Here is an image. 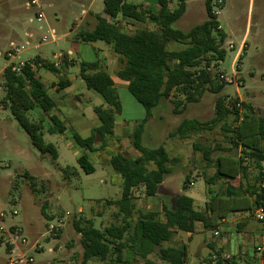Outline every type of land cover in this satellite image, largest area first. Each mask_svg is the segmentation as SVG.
Masks as SVG:
<instances>
[{"label":"rangeland","instance_id":"rangeland-1","mask_svg":"<svg viewBox=\"0 0 264 264\" xmlns=\"http://www.w3.org/2000/svg\"><path fill=\"white\" fill-rule=\"evenodd\" d=\"M31 1L0 0V102L4 95L1 74L9 65L14 66V70L19 72L22 65L35 56L44 57L51 64L58 60L63 64V56H66L67 62L69 53H72L70 56L78 63L95 61L94 54L88 52L86 47H79L77 52L71 51L76 36V33H71V29L74 24H81L83 13L92 0H36L35 4ZM128 1L143 4V0ZM209 1L212 13L226 35L223 44L226 56L222 61L213 62L210 72L215 75L216 83L224 80L218 79V75L229 79L230 82L223 81L225 85L220 92L215 94L206 92L196 103L184 104L182 97L174 93V96L162 99L151 110V118L142 136V145L149 149L163 145L170 157L176 161L172 163L171 174L159 187L156 196L147 197L140 186L132 191V202L136 212L155 211L159 213L160 219H163L162 201L172 207L174 198L183 194L193 199L196 210L202 211L211 195L208 189L213 193L224 191V181L206 184V180L213 174L214 167L205 164L202 148H210L213 159L218 155H225L235 162L242 158L240 148L230 142L233 134L225 131L224 127L234 125L233 115H228L223 121L184 140L172 135L182 119L210 121L214 117L215 102L218 98H223L227 105L237 98L239 104H252L255 111L264 116V0ZM92 2L89 10L104 15L102 0ZM205 2L206 0H185V12L175 22L174 27L187 32L204 22ZM155 5L156 0H149L145 6L150 9L159 8ZM174 5L173 1L171 6ZM40 13L43 15L42 19H38ZM89 21L94 22L92 18H89ZM25 22L29 28L26 31L29 34H36L35 39L31 40V47H28L26 38L23 37ZM120 25L126 33L145 28L152 29L148 21L138 23L120 19ZM48 28L56 31L58 38L56 42H49L51 40L48 38L47 42L43 43L42 38ZM39 42L42 44L38 49H34L32 46ZM97 45L105 47L102 42H97ZM168 48L172 50L178 46L170 43ZM16 49L19 52H16ZM239 50L240 53L236 57ZM100 65L113 79L120 114L116 116L113 135L105 139L96 137L94 143L96 151L88 153L95 169L92 174H85L77 165L76 159L85 151L75 147L70 133L75 132L82 138L90 136L92 130L99 125L93 108L106 105L98 93L87 89L78 75V66H69L65 73L67 79H72L71 87L57 91L52 87L60 77H63L61 70L55 73L37 69L35 66L33 68L47 89L48 95L55 102L52 113L69 129V133L63 136L50 135L45 132L46 130L43 131L44 141L56 148L57 167L48 155H41L31 145L28 135L11 112L0 103V213H5L3 220L0 219V226L6 229L17 226L22 229L28 241V246L23 248V251L27 257L33 259L31 264H81L82 249L80 237L73 227L74 221L81 224L91 223L97 229H103L111 224H121V216L117 214L118 208L114 202L121 196L122 179L113 172L109 160L115 153L130 157L139 155L132 146L131 136L135 127L145 117V110L128 93L124 87L126 83L116 78L117 70L122 67L120 60L114 59L112 63ZM177 100H181L184 106L178 107L180 113L174 111V101ZM37 112L31 111L27 115L31 120L44 119L46 127L47 119ZM242 165L248 168L246 178L239 172L233 184L240 183L244 187L246 183L254 181L259 170L254 162L247 159H243ZM68 167L69 171L66 169ZM186 177L188 183L192 181L193 185L187 183V189H184ZM14 210L17 215H12ZM249 214L246 213L247 216ZM136 215H133V224ZM250 216L252 218L251 214ZM251 220L256 223L253 218ZM256 224L263 226L258 222ZM195 225L199 227L187 242L185 264H206L201 261L208 253L205 244L214 237L210 229H201L197 223ZM49 226L54 229L50 230ZM34 242L42 246V249L39 251L32 249L30 246ZM2 243L0 234V264H7L8 259L15 257L18 252L14 251L9 255ZM179 243L181 242L175 236L172 242L166 244ZM251 244L245 257L252 263L254 257L260 256L253 247L258 244L264 247V240L252 238ZM96 262L98 261L92 264Z\"/></svg>","mask_w":264,"mask_h":264},{"label":"trees","instance_id":"trees-1","mask_svg":"<svg viewBox=\"0 0 264 264\" xmlns=\"http://www.w3.org/2000/svg\"><path fill=\"white\" fill-rule=\"evenodd\" d=\"M156 1L159 10L154 14L142 5L128 0H103V12L108 19L96 16L93 29L78 34L84 43L103 42L119 57L122 67L116 72V77L126 82L128 93L145 110V117L131 136L132 146L139 155L130 157L115 153L109 160L113 172L122 179L121 196L114 202L118 208L117 214L121 216V224L97 229L91 223L73 222L74 230L80 237L82 264L89 261L101 264H157L148 259L151 255L166 264H185L186 246H163L172 240L175 233H193L196 223L209 229L210 215L221 220L231 213L250 212L253 207L264 205V189L260 187V183L264 181V116L256 112L252 104H239L237 98L228 105L223 98H218L214 117L210 121L182 119L172 135L186 139L223 121L228 115L234 116V125L224 127L225 131L233 134L230 142L240 148L242 158L237 162L225 155H218L213 159L210 148L201 149L205 164L214 167L206 184L224 181V191L213 193L208 189L211 195L202 211L196 210L193 199L183 194L174 198L172 207L162 201L163 219L155 211H135L132 191L141 186L147 197L156 196L158 187L171 174V165L176 161L169 157L163 145L152 149L142 145V136L151 118V110L162 99L174 96V93L182 97L184 104L196 103L206 92L218 93L225 85L223 82L216 83L215 75L210 72L212 63L222 61L226 56L223 48L226 35L212 13L210 1L205 2V21L187 32L174 27L185 12V0ZM173 1L175 5L171 6ZM120 19L138 23L148 21L152 29L126 33L120 25ZM170 43L178 48L170 50ZM63 60L65 65L66 56H63ZM31 64L37 69L50 72L61 70L38 56L26 62L19 72L12 65L5 67L1 74L4 95L0 103L11 112L28 135L31 145L41 155H48L57 167L56 148L44 141L43 131L63 136L69 133V129L52 113L55 102ZM78 67L79 77L87 89L98 93L106 105L93 108L99 125L92 130L90 136L82 138L75 132L70 133L75 147L85 151L76 159L77 165L85 174H92L95 169L88 153L96 151V137L105 139L113 135L116 116L120 114V104L113 80L102 69L99 61L80 62ZM68 85V80H60L58 89H64ZM174 104L175 113H180L177 109L183 103L177 100ZM31 111L43 114L47 119V126L45 127L44 119L31 120L27 115ZM196 147L195 144L194 148ZM243 159L254 162L259 170L254 181L246 183L244 187L240 183L233 184L241 172L246 178L248 168L242 165ZM66 169L69 171L70 168ZM187 183L188 177L184 189ZM134 214L137 215L133 224ZM224 262L233 264L227 260ZM215 264H223V261L217 260Z\"/></svg>","mask_w":264,"mask_h":264},{"label":"crops","instance_id":"crops-1","mask_svg":"<svg viewBox=\"0 0 264 264\" xmlns=\"http://www.w3.org/2000/svg\"><path fill=\"white\" fill-rule=\"evenodd\" d=\"M92 1L89 2L87 9L83 13V18H81V21H82L81 24L80 25L74 24V26L71 29V33H76V36L74 37L73 42H72V50L71 51L77 52V51H79V47H82V46L86 47L85 49L88 52L94 54L95 61H99V63H102L104 66L107 63H112V60H114V59L119 60V57L116 54H114L112 52L111 48L108 45L104 44L103 42L102 43L104 44L105 47H103V46L100 47L97 45V42H100V41H97L95 43H84L78 37L79 32L93 29L96 16L102 17L104 19H108V16L104 12H103L104 15H98V14L89 10V8L93 4ZM102 3H103V0H102ZM148 3H149V0H143L142 7L144 9L150 10L152 13L156 14L158 12L159 8L155 7V8L150 9L149 7L145 6V5H148ZM157 5H155V6H157ZM89 18H92L94 20V22L93 21L90 22ZM30 21L31 20H29V22ZM26 30H29V28L27 27L26 22H25L23 25V32H24L25 36H23V37L26 38L25 42H26V44H28V47H31V40L35 39L36 34L35 33L29 34ZM55 32L56 31L53 28H48V30L46 31L44 36L47 37V40H48V38L51 40L49 42H56L58 38L56 37ZM52 33L54 34V36H55L54 39L56 38V40L50 38V35ZM65 35H68V34H65ZM43 43H45V42H43ZM41 44L42 43L39 42L38 44H36L32 47L34 49H38L39 45H41ZM239 53H240V50L238 51L236 57L239 55ZM70 54H72V53H69L68 58H67L69 62L67 61L65 63V65L63 64L62 66L56 67V68H61L60 72L63 75V77H60L58 82L60 80H68V82H69V85L66 88H69L72 85V79H67V77H65V73L68 71L69 66H79V63L72 56H70ZM38 57L45 60L44 57H41V56H38ZM33 58H31V60ZM119 70H117V71H119ZM105 71L107 72V70H105ZM56 72L59 73V70ZM78 75H79V70H78ZM58 82L56 83L55 86L52 87L53 90H56V91L59 90L58 89ZM118 85H121V84H118ZM124 87H126V84L124 85ZM37 113H39V112H37ZM193 135L194 134L190 135L188 138H190ZM188 138H186V139H188ZM182 140H184V139H182ZM169 157H170V155H169ZM170 158H172V157H170ZM166 178L164 179V181L161 183L160 186H162L165 183V181H167ZM188 184L193 185V182L191 181V183H188ZM159 187H158V190H159ZM199 211H201V210H199ZM246 213H249V212L231 213L227 217H225L224 219H221V220H217L213 215H210L211 227L209 229L212 231V236L214 238L212 241L206 242L205 246L208 249V253L206 254V257L201 258V261H204L206 264H215L217 260H220V261L222 260L223 264H226L224 262V260H227V261H229V263L231 262L233 264H259L260 263V256L258 258L254 257V260L251 263V260H246L245 254L248 250V247H250L252 245L251 244L252 238L253 239L257 238L260 241L264 240V228L262 225H257L256 224L257 222L253 223L251 220L252 218H251L250 214H249V216H247ZM197 224L200 225L201 229H204V227L201 223H197ZM198 227L199 226L195 225V230ZM195 230H194V232H195ZM215 230L219 231V236L213 235V232ZM194 232L193 233L177 232L173 235L172 240L174 239L175 236H177V240L181 243L175 244V245L174 244H166V243L172 242V240H171L170 242L164 243L163 246H165V247L166 246L180 247V246L184 245L187 248V242H188V240H190L192 238V235L194 234ZM260 244H262V243H260ZM257 246H261V245L258 244ZM257 246H254L253 248L255 249ZM81 256H82V252H81ZM148 259L157 263V264H166V262L161 261L157 258L153 259L152 255L149 256ZM92 262H94V261H89L86 264H92ZM96 264H98V262H96ZM99 264H101V263H99Z\"/></svg>","mask_w":264,"mask_h":264},{"label":"built area","instance_id":"built-area-1","mask_svg":"<svg viewBox=\"0 0 264 264\" xmlns=\"http://www.w3.org/2000/svg\"><path fill=\"white\" fill-rule=\"evenodd\" d=\"M31 3L35 4L36 0H32ZM42 18H43L42 13L38 14V19H42ZM54 37L55 36L52 33L50 35V38L54 39ZM42 41L46 42L47 37L43 36ZM16 52H19V50L16 49ZM10 56H12V55L10 54ZM53 65H54V67L60 66L59 60L56 63H54ZM30 66L32 69L34 68L33 64H31ZM218 79H224V80H222V82L223 81L224 82L225 81L230 82L229 79H225L222 75H218ZM260 187H262L264 189V181H262L260 183ZM249 213L252 215V218L256 222L261 223L264 226V205L253 207ZM12 215H17V212L14 210L12 212ZM4 217H5V213L1 212L0 213V219L3 220ZM49 228H50V230L54 229L52 226H49ZM0 234L2 236V241H3L2 244L4 245L5 249L8 251V254L11 255L14 251L18 252V254L15 257H13V258L10 257L8 259L7 264H31L33 262V259L31 257H27L23 251V248L28 246V241H27L26 237L23 235V231L20 227L12 226V227H9L8 229H6V228L0 226ZM213 235L219 236V231L215 230L213 232ZM30 247L34 250H37V251L42 249V246H40L37 242H34V244H32ZM255 251L257 253H260V263L259 264H264V247L263 246H257L255 248Z\"/></svg>","mask_w":264,"mask_h":264}]
</instances>
